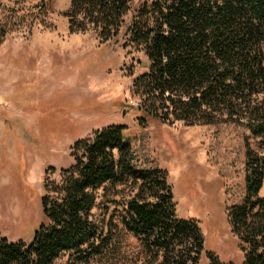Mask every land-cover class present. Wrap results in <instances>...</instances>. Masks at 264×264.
Masks as SVG:
<instances>
[{
    "label": "trees",
    "instance_id": "trees-1",
    "mask_svg": "<svg viewBox=\"0 0 264 264\" xmlns=\"http://www.w3.org/2000/svg\"><path fill=\"white\" fill-rule=\"evenodd\" d=\"M52 0L8 7L0 0V41L12 30L49 26ZM132 0H70L69 32L118 35ZM125 25L127 41L143 45L147 70L132 86L143 95L139 116L186 123H232L264 135V0H138ZM144 106V108H142ZM123 124L95 128L71 145L72 161L39 197L43 219L28 241L0 234V264H52L68 251L86 261L107 249L110 228L92 216L96 190L128 185L115 208L137 236L144 257L133 264H196L204 238L197 219L176 212L165 169L137 167ZM243 200L225 206L242 252L241 264H264V153L243 136ZM208 264H233L205 251Z\"/></svg>",
    "mask_w": 264,
    "mask_h": 264
},
{
    "label": "rangeland",
    "instance_id": "rangeland-1",
    "mask_svg": "<svg viewBox=\"0 0 264 264\" xmlns=\"http://www.w3.org/2000/svg\"><path fill=\"white\" fill-rule=\"evenodd\" d=\"M8 7L37 0H1ZM70 0H52L49 26L10 31L0 41V234L28 241L43 219L39 197L70 165L71 145L95 128L123 124V139L137 167L165 169L176 212L197 219L205 251L241 264L242 252L231 232L225 206L244 195V145L264 153V135L242 125L160 120L136 109L143 95L132 86L147 70L142 44L127 41L125 25L137 5L132 0L117 36L101 41L93 32H69L62 14ZM144 108V106L142 107ZM128 185L101 186L94 219L110 228L106 250L86 261L62 252L52 264H133L144 257L137 238L120 222L116 203ZM259 194L264 196V178Z\"/></svg>",
    "mask_w": 264,
    "mask_h": 264
}]
</instances>
